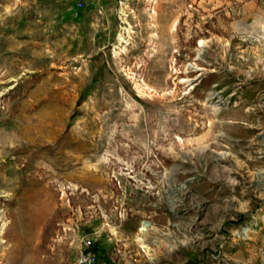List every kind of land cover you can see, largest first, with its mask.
<instances>
[{
    "label": "rangeland",
    "instance_id": "1",
    "mask_svg": "<svg viewBox=\"0 0 264 264\" xmlns=\"http://www.w3.org/2000/svg\"><path fill=\"white\" fill-rule=\"evenodd\" d=\"M191 262L264 264V0H0V264Z\"/></svg>",
    "mask_w": 264,
    "mask_h": 264
},
{
    "label": "trees",
    "instance_id": "2",
    "mask_svg": "<svg viewBox=\"0 0 264 264\" xmlns=\"http://www.w3.org/2000/svg\"><path fill=\"white\" fill-rule=\"evenodd\" d=\"M213 78H215V76L211 75L210 77H208L206 79H203L201 81V84L206 85V86L209 87V85L211 84V81H212ZM89 250L92 251V252H95L96 251V247L94 245H92L91 248L89 247ZM189 264H192V262L189 263Z\"/></svg>",
    "mask_w": 264,
    "mask_h": 264
},
{
    "label": "built area",
    "instance_id": "3",
    "mask_svg": "<svg viewBox=\"0 0 264 264\" xmlns=\"http://www.w3.org/2000/svg\"><path fill=\"white\" fill-rule=\"evenodd\" d=\"M86 257H87V259L89 260V262L94 258V254L93 253H91V252H88L87 254H86Z\"/></svg>",
    "mask_w": 264,
    "mask_h": 264
},
{
    "label": "bare ground",
    "instance_id": "4",
    "mask_svg": "<svg viewBox=\"0 0 264 264\" xmlns=\"http://www.w3.org/2000/svg\"><path fill=\"white\" fill-rule=\"evenodd\" d=\"M147 227H148V224H144L143 230H146Z\"/></svg>",
    "mask_w": 264,
    "mask_h": 264
}]
</instances>
